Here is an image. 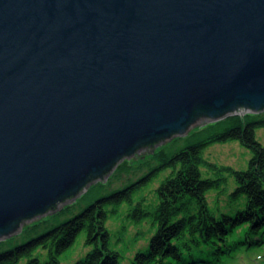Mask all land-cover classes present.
Masks as SVG:
<instances>
[{"label": "water", "instance_id": "1", "mask_svg": "<svg viewBox=\"0 0 264 264\" xmlns=\"http://www.w3.org/2000/svg\"><path fill=\"white\" fill-rule=\"evenodd\" d=\"M260 112L264 0H0V240L124 160Z\"/></svg>", "mask_w": 264, "mask_h": 264}, {"label": "trees", "instance_id": "2", "mask_svg": "<svg viewBox=\"0 0 264 264\" xmlns=\"http://www.w3.org/2000/svg\"><path fill=\"white\" fill-rule=\"evenodd\" d=\"M261 128L264 112L235 114L158 145L146 159L124 160L106 183L76 203L0 241V264H63L82 233L91 250L69 264H234L242 251L258 253L249 264H264ZM229 141L251 151L247 168L206 158L209 147ZM162 174L152 193H145ZM211 191L226 197L223 207L219 197L210 205ZM110 218L121 219L118 230L109 227ZM128 223H149L151 234L126 262V251L118 246Z\"/></svg>", "mask_w": 264, "mask_h": 264}, {"label": "rangeland", "instance_id": "3", "mask_svg": "<svg viewBox=\"0 0 264 264\" xmlns=\"http://www.w3.org/2000/svg\"><path fill=\"white\" fill-rule=\"evenodd\" d=\"M201 123H203V122H201ZM195 128L196 127H194L193 129H195ZM187 135L179 136V137H185ZM257 137L264 144V128H261V129H259L257 131ZM170 143H168V144H170ZM168 144H163L162 146H166ZM205 156H206V158H208L211 161L216 162L218 164H226V165L234 166V167L239 168V169H245V168H247L249 160L251 158V151L248 148H246L243 145H241V143L239 141H229L227 143H217V144L212 145L211 147H209L206 150ZM113 173H111L108 176L107 180L104 183H106L111 178ZM163 176H164V174H162L159 179L155 180V182L153 184H151L147 188L145 193H149V195H150V193H152L150 191V189H152L153 187L158 186V184L160 183V181L163 178ZM113 183H114V185L117 183L116 179L113 180ZM116 186H119V185H115V187ZM92 187L93 186L87 187L77 199L67 203L61 209L53 211V212L49 213L48 215H46V216H44L42 218H39V219H37L35 221H30V222L26 223L24 225L23 229L27 225H30V224H32L34 222H38V221H40L42 219L51 217V216L57 214L58 212H60L61 210H63L66 206L76 203V201L81 199L82 196L85 195ZM96 188H97V186H95L92 190H95ZM218 197H219V201H218L219 202V206L223 207L225 205L226 197L224 195L218 196L216 191H211L208 194V199H209L210 205L212 207H215L217 205L216 201H217ZM122 223L123 222L121 221V219L110 218V220L108 222V225L112 229V231H116V230H118L121 227ZM23 229H22V231H23ZM149 229H150V224L149 223H143V224H137V225L128 223L127 233L125 234V240H124L125 244L121 243L118 246L122 250L126 251V258H127L126 262L131 260V258L133 257L135 251L139 247L145 246L147 244L148 238H149V236L151 234V230H149ZM142 231L146 232V234H145L146 237L138 235ZM238 231H239L238 232V234H239V233H241L242 230L239 229ZM21 232L15 234V235H18ZM136 237H137V239H136ZM5 239H8V238H5ZM5 239H2V240H5ZM2 240H0V241H2ZM89 250H91V247L85 245V235H84V233H82L78 237L74 248L70 252L68 258L66 260H64L63 264H69L71 262L76 261L78 258L84 256ZM257 254H258L257 252H255V253H250V252H245V251L239 252L237 254L235 260H234V264H249L251 262L252 263H256Z\"/></svg>", "mask_w": 264, "mask_h": 264}]
</instances>
